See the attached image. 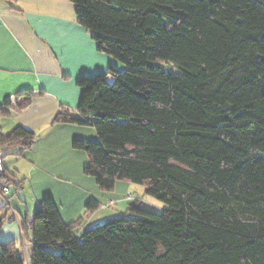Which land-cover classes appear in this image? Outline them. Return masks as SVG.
<instances>
[{"label": "trees", "instance_id": "trees-1", "mask_svg": "<svg viewBox=\"0 0 264 264\" xmlns=\"http://www.w3.org/2000/svg\"><path fill=\"white\" fill-rule=\"evenodd\" d=\"M71 2L126 70L81 78L78 116L63 107L54 123L96 129L73 148L101 190L142 185L167 209L137 201L78 232L47 197L20 224L21 251L0 243V264H264V0ZM34 141L19 126L0 132V151Z\"/></svg>", "mask_w": 264, "mask_h": 264}, {"label": "crops", "instance_id": "crops-1", "mask_svg": "<svg viewBox=\"0 0 264 264\" xmlns=\"http://www.w3.org/2000/svg\"><path fill=\"white\" fill-rule=\"evenodd\" d=\"M110 68L124 71L125 66L97 50L71 0H0V132L7 135L21 126L35 135L28 150L2 151L17 221L0 227V243L14 241L21 251L20 224L30 221L47 197L65 224L80 222L78 232L123 215L140 200L128 181L106 192L85 174L88 156L74 149L73 141H97L93 127L54 123L63 107L78 116L81 78L107 74ZM27 93L32 98L21 107ZM92 200L97 208L89 210ZM5 204L0 194V218L7 215Z\"/></svg>", "mask_w": 264, "mask_h": 264}, {"label": "rangeland", "instance_id": "rangeland-1", "mask_svg": "<svg viewBox=\"0 0 264 264\" xmlns=\"http://www.w3.org/2000/svg\"><path fill=\"white\" fill-rule=\"evenodd\" d=\"M120 63L125 66V64H123L122 62H120ZM124 70H126V66H125ZM94 130H96V129L94 128ZM89 142H98V140L97 141H89ZM133 185H134V187H136V190H134L135 193H133V194L139 195V197H140L139 201H140V207L141 208L148 210V211H151V212H155V213H161L165 209H167L166 205L163 202L148 196L145 192L146 189L144 186L136 185V184H133Z\"/></svg>", "mask_w": 264, "mask_h": 264}, {"label": "built area", "instance_id": "built-area-1", "mask_svg": "<svg viewBox=\"0 0 264 264\" xmlns=\"http://www.w3.org/2000/svg\"><path fill=\"white\" fill-rule=\"evenodd\" d=\"M10 189H11V181L6 175V170L3 164V156H2V152L0 151V194L5 199V202H6L5 205H8V207L11 209V213H10V216L7 222L17 221L16 214L14 210L12 209L10 202L8 200ZM23 246H24V251L27 252L29 245L24 241Z\"/></svg>", "mask_w": 264, "mask_h": 264}]
</instances>
